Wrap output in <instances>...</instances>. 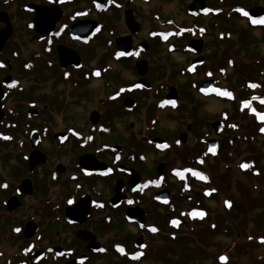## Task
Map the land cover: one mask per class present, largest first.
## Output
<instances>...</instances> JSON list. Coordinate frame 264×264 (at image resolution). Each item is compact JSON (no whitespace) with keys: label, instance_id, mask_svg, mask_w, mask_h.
<instances>
[{"label":"flooded vegetation","instance_id":"1","mask_svg":"<svg viewBox=\"0 0 264 264\" xmlns=\"http://www.w3.org/2000/svg\"><path fill=\"white\" fill-rule=\"evenodd\" d=\"M7 1L5 7L16 4L29 18L35 49L24 63L17 47L6 56L11 37L0 52V264H145L151 239L197 220L193 212L208 199L197 189L210 183L205 171L224 138L238 132L234 121L240 119L224 113L215 122L185 126L176 119L170 125L167 115L180 113L187 84L179 90L165 81L167 64L151 60L184 55L189 61L187 70L177 69L180 77L190 78V87L209 102L236 93L219 76L227 79V70L241 67L255 79H244L245 91L253 92L250 103L261 112L264 94L253 72L264 75V60L241 66L230 50L237 36L241 45L256 47L254 30L264 43L261 0ZM167 2L179 7L168 17ZM150 5V14L138 12ZM230 5L247 29L230 24ZM253 9L262 11L252 16ZM5 27L0 23V32ZM177 70L171 69L172 78ZM24 81L35 87L27 100ZM98 82L103 96L88 113L71 117ZM236 95L245 101V93ZM15 98L19 104L9 105ZM22 101L29 104L26 114ZM243 108L253 114L251 106ZM215 123L222 124L220 132ZM118 230L128 237L118 240Z\"/></svg>","mask_w":264,"mask_h":264},{"label":"rangeland","instance_id":"2","mask_svg":"<svg viewBox=\"0 0 264 264\" xmlns=\"http://www.w3.org/2000/svg\"><path fill=\"white\" fill-rule=\"evenodd\" d=\"M6 2L8 3L9 1L6 0L5 4H7ZM252 3L255 5V1ZM260 3L264 6V0H261ZM5 4L2 9L10 14L14 28V34L5 53L7 51L12 53L13 49L11 48L17 47L20 53L19 56H22L21 61L24 63L28 58L30 59L33 49H35L32 41L33 32L29 30L28 25L30 20L28 17L23 16L22 9L18 5L10 4L5 7ZM241 4L246 8L250 3L246 1L245 4ZM152 7V5L140 7L138 8V12L140 14H150ZM229 8L230 18H232L230 24L233 23L241 29H247L246 22L241 19L238 20L239 16L233 11L232 5ZM178 10L179 7L171 2L164 4L163 11L166 17L172 11L178 12ZM181 18L183 17L181 16ZM118 24L115 23L112 26L120 27L122 31V24ZM151 26L152 23H145V29ZM251 33L252 39H258L256 47L250 48V46L241 45L244 42H241L240 37L237 36L230 50L234 54L233 56L238 59V63L241 66L246 62L249 65L257 64L258 67L262 63L258 64L257 62L264 60V43L261 40L259 42V39H261L259 31L254 30ZM245 39L248 43L251 41V38ZM102 53H105L104 49ZM176 55L170 57L161 53L160 55H155L153 60H151V62L154 61V64L157 62L162 66L167 64L165 81L176 85L179 90H181L182 85L184 87L187 84V87H185L186 95L180 100L179 109L181 114L173 112L167 115L170 125L175 124L174 120L176 119L180 120L182 124L184 123L185 126L187 124L194 125L196 120L203 124L208 121L215 122L221 118L222 114L227 113L230 118H240H235L237 121L232 120L238 122L239 130L234 134V137H230L229 134L224 138L225 142H223L224 145H222L219 156L215 158L208 170L206 169L205 171L210 178V183L206 186L198 187L197 193L202 194L204 197L208 196V199L205 198L204 205H200L198 210L193 212V215H197L198 219L194 223H187L189 229H183L179 233L163 231L162 235L159 234L160 236L151 239L147 246L146 255L148 254V259L145 264H157V262L163 264L165 259H167V264H173L176 259L185 258L186 254L191 257L197 252L205 258L199 264H264V110L258 112L254 106L255 104L250 103L251 100L254 101V94L251 91H245L247 85L244 82V79L246 81H253L255 79L249 78L246 72L243 73L241 67L239 71L230 68L227 70V79L220 76L219 78L223 83L228 80L223 86L236 88V93H245L246 95H243V100L245 101H239L240 98L238 100L236 93L229 94L225 101L215 99L211 102L204 101L190 87V78L186 76L180 77L177 70L178 68H183L189 60L182 54L179 55L178 53ZM214 58L216 59V57ZM238 63L236 62V64ZM15 65L17 63L13 62V67ZM171 69L177 70L176 74L179 76L178 78H172V74H175V71H171ZM246 69L248 68H244V70ZM185 70H187L186 66ZM125 71L126 69H119L120 74L124 78L129 75ZM253 73H255L261 85L260 92L264 94V75H259L258 71L257 74L256 71ZM199 76H197V79ZM29 79H26V81ZM197 79L195 78V80ZM26 81L23 82V87L26 89L25 94L27 95L25 99H30L32 97L30 91H33L35 87L32 89V82ZM102 86L100 82L93 84L90 88L94 91L91 93V97H86L82 101L80 108L72 112L74 114L71 117H81V115L88 113L94 107L95 101L103 96L104 88ZM249 96L251 97L250 100H246ZM21 99L24 100V97ZM22 102L25 103V106L21 104L22 110H26L27 107L29 108L28 101ZM15 103L19 104V100L16 98L10 99L9 105ZM244 105L245 107L251 106L253 114L247 115L246 112L248 110L243 108ZM13 106L9 109H13ZM238 106L239 108L240 106L242 107V111L238 109ZM144 109V105L139 106L138 112L140 110L143 112V115L139 117H144ZM24 110L23 113L26 114ZM179 114L181 116L185 115L187 118L177 117ZM194 114L196 117H194ZM26 116L28 117V115ZM163 116H166V114ZM134 117L137 116L135 115ZM165 127L162 128L167 130ZM172 133L174 132L172 131ZM251 137L255 138V142L250 140ZM236 142L239 143V146L234 145ZM243 164H246L248 167L245 168ZM229 199L231 200L230 202H235L233 210L237 207L234 216L228 215L224 207V204ZM116 234L118 240L128 237L126 232L122 233L119 230ZM182 241L187 244L189 243L184 253L180 250ZM174 254L178 255L176 259L171 258ZM169 259H173L172 263ZM188 264L194 263L188 262Z\"/></svg>","mask_w":264,"mask_h":264},{"label":"water","instance_id":"3","mask_svg":"<svg viewBox=\"0 0 264 264\" xmlns=\"http://www.w3.org/2000/svg\"><path fill=\"white\" fill-rule=\"evenodd\" d=\"M257 11H262V10L253 9L251 10V15L254 16V14H256ZM0 23L6 24V27L2 29L0 32V52H2L8 40L13 36L14 28H13V25L11 24L10 16L7 12H0ZM8 81H10V77L7 78L5 82H8ZM3 100H4V94L0 86V125L2 123L3 118L5 117V113L3 112V104H2ZM29 113L33 114V111L30 110ZM221 125H222L221 123L214 124V127L216 128L217 132L221 131ZM32 141H33V135H32ZM214 145H215L214 151L217 152L218 148L216 146L217 145L216 142H214ZM139 246L141 245L139 244Z\"/></svg>","mask_w":264,"mask_h":264},{"label":"trees","instance_id":"4","mask_svg":"<svg viewBox=\"0 0 264 264\" xmlns=\"http://www.w3.org/2000/svg\"><path fill=\"white\" fill-rule=\"evenodd\" d=\"M7 117H9V115L7 116ZM215 192H217V191H215ZM231 200L229 199V201L227 202V203H225L224 204V207H225V209H226V211L228 212L227 214L228 215H232V216H234L235 215V210L237 209V207L233 210V208H234V203L233 202H230ZM236 201V200H235ZM229 204L231 205L230 207H229ZM233 210V211H232ZM230 211H232V213H230ZM203 220V219H202ZM200 221V220H199ZM215 228V227H214ZM210 233H213V232H210ZM181 246H180V250H182L183 251V253L184 252H186V250H187V247H188V245H189V243L187 244V243H185V242H181ZM178 257V255H173V257H171V258H174V259H176ZM203 258V259H202ZM205 258L199 253V252H197L195 255H193V256H191L190 257V255H188V254H186L185 255V258L184 257H181L179 260H177L176 259V261H174L173 262V264H188V262H191V263H194V264H199V263H201L203 260H204ZM169 260H171V263H172V260L173 259H169ZM157 264H159V262H157ZM161 264V263H160ZM163 264H167V259H165V261H163Z\"/></svg>","mask_w":264,"mask_h":264},{"label":"snow or ice","instance_id":"5","mask_svg":"<svg viewBox=\"0 0 264 264\" xmlns=\"http://www.w3.org/2000/svg\"><path fill=\"white\" fill-rule=\"evenodd\" d=\"M260 23H264V21H260ZM97 75H99V73H97ZM244 167L245 168H247L248 166L247 165H244ZM231 205L229 204V207H230ZM153 231H155V229H153Z\"/></svg>","mask_w":264,"mask_h":264}]
</instances>
